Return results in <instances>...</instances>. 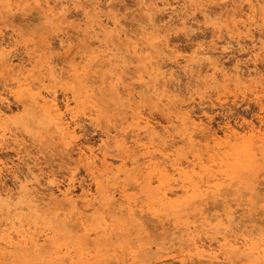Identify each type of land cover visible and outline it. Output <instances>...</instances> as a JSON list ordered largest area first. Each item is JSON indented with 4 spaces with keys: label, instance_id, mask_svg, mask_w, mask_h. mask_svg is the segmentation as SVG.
<instances>
[{
    "label": "bare ground",
    "instance_id": "obj_1",
    "mask_svg": "<svg viewBox=\"0 0 264 264\" xmlns=\"http://www.w3.org/2000/svg\"><path fill=\"white\" fill-rule=\"evenodd\" d=\"M34 1L38 6L40 5L41 14L48 20L54 21L65 15L64 10L66 7L64 8V6L66 4L63 6V10L61 6L62 1ZM111 1L112 0L109 2ZM186 1L187 0H183V5L177 8L174 5L166 6L169 4L166 3L163 4L164 6H162L161 9L166 13H175V15H179L178 10H183V12L180 13L182 16L179 15L181 19H183L187 16L185 15L187 8H184V3H186ZM63 2H65V0H63ZM112 2L110 4H113ZM262 3L264 5V0ZM49 5H51V7H49ZM57 5H59V7H57ZM102 5L104 6V3ZM236 5L232 2L222 3L218 10L210 11L209 7L202 4L199 10L205 19H209L208 21L212 22L210 28L212 29L211 31H213V38L211 37L210 44L208 45H205L206 43H196L188 53H178L177 49L169 47V39L167 38L168 31L167 28H164L165 24H163L164 27H160L156 23V17L159 13L156 14L157 16L154 15V17L156 16L154 19L152 14L149 15L147 13L148 11L146 12L148 15L144 21L147 24V28L150 30L145 31V34L142 36L140 42L143 46H138L139 43H137V41H131L128 35L125 34L124 38L122 37L123 34H121V30L118 28L116 20H110L111 25L108 24V22H103V19H101L102 14L99 13L100 9H98V5L94 3L93 14L95 18H93V21L86 29L80 32L83 38H94L95 48H88L89 45L83 46V48L77 50L76 55L72 56L68 61L67 65L70 67V73L74 77L69 89L72 95V101L80 110L90 104L93 96V98L99 102H109L108 104L110 106L107 108L108 110L103 113V116L107 122L111 119V116H116L117 118H115L119 120L118 125L120 126L121 132H119L118 135L111 136L109 133L112 131L110 130L111 125L108 126L100 122V114H95L94 116L92 114L89 115V119L93 121L94 124H98L99 128L104 127V129L101 130L104 138L101 139L99 146L96 147L97 149H94L92 145H85L76 147L75 151L84 162L86 171L90 175L94 184L93 191L81 186L80 192H74L73 178H69L66 184L67 186L62 188L55 173L52 171H42L39 165L40 162L38 161L40 157L38 155L36 157L30 156L28 154L29 148L24 145L23 152L25 153L24 155H19L24 159L23 163L26 171L24 170V173L22 172L23 174L20 172L21 175L18 174V172L13 173L15 184L18 183V191L15 192L7 188L4 189L2 193L6 199L10 200L16 197L19 199V197L22 196L29 198V204L24 208L27 207L34 212L35 217L38 219H47L46 221L51 226L50 231L52 235L61 233L62 236H66L67 238L65 244L70 245L66 246V250L61 254L62 250L58 247V244H55L53 238L46 232L35 234L34 231L19 230L20 232L17 234L16 239L9 238L5 241V243H7L6 245L14 249L12 253L7 252L9 255L19 249L22 250L21 254L23 256L30 253L40 254L44 252L45 248L52 246L54 249L51 251V258L56 262L70 258L71 264H105V261L108 260L113 261L114 264H133L132 253L135 250L131 249L132 246L129 245L132 242L135 243L137 246L136 248L146 250L159 247L166 248L172 246L176 242H183V244H185V240L190 241L189 243L192 245L190 251L192 252L189 254H193V257H196L197 260L218 259L220 253L223 251L222 243H218L217 247H213L211 246L212 244H206L202 240L196 239L193 235L187 234L185 229L178 226L176 218L183 217L188 210H191L194 206L193 202L197 198L199 192L204 191L207 193L210 190L218 192L221 189L220 186L222 182L228 179H234V177L240 176L241 173L255 171L262 165V160L264 158V128L262 130L261 126H255L250 123L247 127H244L246 128L244 132H239V130L235 129L236 127H232L229 124L226 125L223 136L229 139L233 137L241 138L240 142L238 144H230L226 151L220 152L209 159L212 163L208 162L209 164H206L203 156L199 153L193 154L191 158L188 156H180L178 153V146L171 137L172 134L170 133L168 125H162L159 121L156 122L158 118L154 121L153 115H145L143 111L140 110L142 108L139 109L137 99L147 100L151 103L158 102L160 109L170 114L167 116L165 115V121L168 124L174 121V124L178 126L179 137L182 140H190L193 136H198L199 138L200 136L204 137V134L212 127L210 128L211 125H208L209 128H207L208 126H205L207 122L204 124L201 118L196 120L198 117L195 119L189 112L179 110V105H174L172 103V90L168 82V75L175 76L173 73H176V70L171 69L175 67L168 66V63L170 64L171 61L167 64L163 63L165 59L177 62L180 60L179 58H182L185 61L182 66L183 70L186 74L188 73L186 76L189 75L195 78L202 77L212 84H216L220 80L226 81L229 77L228 71H233L236 78L247 76L249 79H254L255 82L261 86V91H263L264 74L257 69L255 63V61H257V64L261 63L260 61V63L258 62V52L256 48L264 49V33H262V26L253 24L251 14L253 8L251 6L249 10L247 9L248 12H243L242 9L238 8ZM123 7L124 6H122V8ZM119 9H121V7H119ZM128 12H130V10L127 11L129 16ZM161 13L165 15V13L160 10V14ZM0 14L3 17L11 19L14 25L22 24L20 18L9 16L11 14L6 13V10L3 8L0 9ZM108 17L109 15L106 16V18ZM221 18L226 19V24H232V26L226 28L225 34L227 39H223L226 38L223 37V28L217 25V21ZM63 20L61 21L63 22ZM137 20L135 21L137 22ZM158 20L157 17V21ZM181 22L182 24H189V22L184 19L181 20ZM188 31L189 29L185 33L189 34V32H191ZM100 33L103 36L101 41L96 38ZM254 33H256V35ZM11 37L14 36L12 35ZM59 37L60 47L65 44L68 48L71 47L72 43H75L74 41L72 42V40L75 39L79 41L80 39L78 34L74 39L64 33L62 36L60 34ZM245 38L251 41L250 47L241 44ZM217 42H222L223 44L218 46ZM234 43H236V45L239 46V50L243 52L249 51L250 53L251 51V59L250 57L248 59L251 61L253 60V69L251 68L249 70V68L246 67L248 70H242L243 66L241 68V60L238 62L239 65L235 64L233 67L226 69V67L229 65L231 66V64L225 67L224 61L217 55V50L219 48L221 50L226 49ZM78 45L79 43H77V46ZM74 47L75 46L71 47L72 50ZM12 52L13 50L11 49L10 42L6 44L0 42V60L6 62V69L8 73L10 72L8 76H5V82L3 83L5 85L11 83L20 85L28 81L34 71H36V68H38L36 63L37 59L35 58L36 53L26 45L23 48L25 57L17 55L18 53L14 55V52ZM123 53L128 55L129 61L125 59ZM82 61L85 63L80 65ZM262 62H264V60ZM132 63L141 67L142 70L134 73L135 68H130ZM164 64L169 68L171 67L170 70L169 68H165L166 66ZM46 65L50 74L40 75L38 70V81L46 80L48 78L47 76H53L57 68V66L52 64ZM62 65L60 67L64 68L66 64H64V66ZM28 66H30V68H27ZM127 68H130V70ZM127 70L131 72L132 75L136 74L135 76L139 77L140 85L137 89L123 83V80L129 77ZM172 70H174V72ZM91 71L96 73L94 74L97 77L95 79L96 82L90 79L92 75ZM3 73L5 72H2V74ZM175 84L174 86L176 87ZM30 85H24L23 83V86L17 90L15 96L22 103L26 116L35 120L36 123L34 126L39 129L44 127L53 129L60 128L65 135H72L75 129H79L77 128L78 121H80L77 120V118H79V109L73 110V108L70 107L69 102L72 101L66 99V101L62 103V107L68 115V120L64 122L62 121L64 117L61 115L62 107L58 104V96L55 90L44 88L43 91L39 84L37 90L35 89L36 91H34L31 87L32 85ZM103 88L108 89L107 92H103ZM209 92H211V90H209ZM203 96L207 97L205 94ZM207 99L202 100L201 98L200 100L204 103L207 101L213 103L214 101L211 99V95H208ZM122 107L123 109H121ZM116 108H119V110L115 111L114 109ZM124 132H129L130 134H127L128 137H133L132 140L130 139V142H127V136ZM213 133L215 132L212 129V134ZM256 134L258 135L257 139L255 138ZM47 138L48 136H43L41 141L47 140ZM143 138H148L149 142H140ZM109 139H112L114 142L113 149L109 148ZM20 143H22V141L18 142V146ZM35 146L37 149L34 151L37 153L40 152L41 145L39 147L36 143ZM109 149L111 151L116 150V155L118 156L116 160L119 161L118 165H114L111 160L112 157L109 156ZM258 152L263 154L261 160H259L257 156ZM25 156L30 158L26 160ZM139 157L143 158L142 164L138 163V159L140 160ZM41 179H44V182H42ZM211 181L213 182L211 183ZM175 185H179V192L174 188ZM262 186L264 187V185ZM202 187L204 188L202 189ZM252 189L253 188H251V190ZM202 198H200L201 201H203ZM216 200L222 202L221 200L215 199V201ZM237 204L239 205L240 203ZM253 207H255V205H253ZM235 208L236 210L232 208L231 204H224L222 206L223 211L215 215L217 227L219 224L222 226L227 225L230 238L227 239L225 243L228 249H233L234 251L241 250L250 254L258 250H254V246L251 242V239L255 237L253 235H258L261 239H264V218L259 217L257 214H252L249 207ZM205 209L207 208L205 207ZM238 210L242 211L236 214ZM24 214L25 213H23V215ZM213 217V213L210 217L205 216L208 224ZM240 222H243L242 226L244 228L251 226V228L246 231V234L239 230L241 229V225H239ZM248 222L250 224H248ZM166 223L170 225L166 226ZM233 224H235L236 227H234ZM175 228L177 230H173ZM152 235L155 237L153 240L149 239ZM157 240H159V242ZM127 246H129V248Z\"/></svg>",
    "mask_w": 264,
    "mask_h": 264
},
{
    "label": "rangeland",
    "instance_id": "obj_2",
    "mask_svg": "<svg viewBox=\"0 0 264 264\" xmlns=\"http://www.w3.org/2000/svg\"><path fill=\"white\" fill-rule=\"evenodd\" d=\"M61 1H62V5H61L62 8L65 4L67 5L66 8L64 6L65 10L63 8V10L65 11V15L52 21L46 19L41 14V10L39 8L40 5L38 6L34 0H0V9L3 8L4 10H6V13L11 14L9 16H16V18H20L22 21L21 25H23V26H21L20 24L14 25L11 19L3 17L0 14V42H3L5 44L10 42L11 49L14 52L12 53L14 55L15 53H18L17 55L25 57L23 53V48L25 45L28 46L30 49L34 50L36 53L35 58L37 59L36 63L38 65V68H36V71H34L33 75L28 81L23 82L24 85L25 84L30 85L31 83L32 86L31 85L30 86L34 91L37 90V86L39 84H40L39 86H41V89L43 91L44 88L45 89L51 88L52 90H55V93L58 96L57 98L58 104L61 105V107L63 105L62 103H64L66 99L68 101L69 100L72 101V95L70 93L69 87L72 81L74 80V77L70 73L71 69L67 65L68 61L72 56L76 55L77 53L76 51L82 49L83 46L89 45L88 48L91 49L95 48L94 38H83L80 32L86 29L93 21V18H95L93 14L94 3H96L98 5V9H100L99 13L102 14L101 19H103V22H108V24L111 25L110 20L112 19L116 20L118 23V28L121 30V34H123V36L122 35L121 36L124 38L125 34L128 35L131 41H135V42L137 41V43H139L138 46H143V44L140 42L142 36L145 34V31L150 30L149 28H147L146 26L147 24L144 21V19H146L148 14L149 15L152 14L153 18L155 19V17L157 16L156 14L158 13L160 14V10H161V12L165 13V15H163L162 13L161 14L163 16L161 14L160 15L158 14L157 17L159 20L157 21V17H156V23L160 27L165 26L164 28H167L168 31L167 38L169 39L168 40L169 47L171 48L174 47L175 49H177L178 53H188L195 46L196 43H204V44L206 43L205 45H208L210 44L211 37L213 38L212 36L213 31H211L212 29L210 28V25L212 26V22L208 21L209 19L208 20L205 19L199 10L202 4L206 7H209L210 11L218 10L219 6L222 3H228V2L229 3L232 2L235 5L237 4L236 6L238 8H241L243 12L244 11L248 12L249 7L251 6L253 8V11L251 13L253 24L257 26H264L263 23L264 5L262 3L263 0H200V1L187 0L186 3H184V8H187L185 13V15L187 16L183 19L185 21H188L189 24L188 23L182 24L181 22V20L183 19H181L182 15L180 13L183 12V10H178L179 13L177 11V13L181 15L179 16V15H175V13H171L172 14L171 15L170 13L168 12L166 13L164 10L161 9V7L164 6L163 4L166 3H169L166 6L174 5L176 6V8L179 7L180 5L182 6L183 0H171V1L155 0V2L154 0H112L113 2L112 1L111 2L113 4H110L111 3L109 2L110 0H69V1L65 0V2H63V0H58V2ZM103 3L104 6L102 5ZM110 5H112L113 7ZM122 6L124 7L122 8ZM119 7H121V9H119ZM128 10H130V12H128L129 16L127 14ZM66 14L69 16H67ZM107 15H109L108 18H106ZM154 15L156 16L154 17ZM159 16H161L162 18ZM61 20H63V22ZM135 20H137V22ZM225 20H226L225 18H221L220 20H218L219 22L217 21L218 23L217 25L223 28L222 29L224 32L223 37H226L223 39H227V36L225 34L226 28L232 26L231 23L226 24ZM162 21H164L165 23ZM163 24L165 25L163 26ZM185 25L186 27L188 25L187 28L189 29V31H191V32L188 31L189 34L185 33L188 30L185 27ZM63 33L67 36L72 37L73 39L77 36V34L79 35L80 38L79 41L75 39L72 40V42L73 41L75 42L74 44L72 43V45L75 46L73 50L71 48L73 47L72 45L70 47L71 50L65 44L61 45L62 48L60 47L59 35L61 34L62 36ZM254 34L256 35V33ZM12 35L14 37H11ZM96 38L99 41H101L103 39V36L100 33ZM77 43H79L78 46ZM222 44H223L222 42L220 43L217 42L218 46ZM241 44L245 45L246 47L248 46L250 47L251 41L245 38ZM217 51L216 52L218 54L217 53L216 54L219 56V58H221V60L224 61L225 67L231 64V66L229 65L228 67H226V69L233 67L235 64L239 65L238 62L240 60L242 64V65L240 64L241 68L243 66L242 70L245 71L248 70V68L249 70L251 68L253 69L252 66L254 65L253 60L251 61L248 59L249 57L251 59L250 56L252 54L251 51L250 53L249 51H245L247 52L245 53L239 50V46L236 45V43L223 50L219 48ZM256 51L258 52V62L259 61L261 62V63L259 62L260 64H257V61H255L257 65V69H259L261 73L264 74V62H262L264 60V49L256 48ZM123 54L125 55V59L129 61L128 55H126L125 53ZM179 59H178L179 61L177 62H173L170 59H165L163 62L167 64L168 62L171 61L170 64L168 63V66L175 67V68H171V67L170 68L176 70L175 71L176 73H173V75L177 77L168 75V82L170 83V89L172 90L171 101L174 105H179L178 107L179 110L184 112L185 111L189 112L192 115V117H194L195 119L198 117L196 120H199L201 118L204 124L207 122L208 124L206 123L205 126L211 125L210 128L211 127L212 128L209 129L210 132L208 130V132L204 134V137L200 136L199 138L198 136H193L190 140L188 139L182 140L178 134V126L174 124V121H172L169 124L165 121L164 117L165 115L167 116L169 112L160 109L158 102L151 103L148 102L147 100L137 99L138 106L139 109L142 108L140 110H142L145 115L147 114L149 116L153 115L154 121L157 120L158 118L156 122L159 121L160 123H162V125H168V127L170 128L169 129L170 133L172 134L171 137L175 141V144L178 146V153L180 154V156L182 157L188 156L189 158H191L193 154L199 153L201 156H203L206 164H209L212 163L209 161V159L216 156L220 152L226 151L229 148L230 144H238L241 140V138L233 137L234 139L233 138L229 139L223 136V131L226 128V125L229 124L232 127H236L235 129L239 130V132L241 131L244 132L246 129L244 127H247L250 123H252L255 126L257 125L262 127L260 119H262L261 112L262 109H264V90L261 91V86L258 85V83L255 82L254 79H249L247 76L236 78L233 74V71H228L229 77L226 79V81L220 80L216 84H212L210 81H206L202 77L195 78L189 75L186 76L188 73L186 74L182 67L185 61L182 58ZM84 63L85 62L82 61L80 65H83ZM46 64H52L57 66V68L54 71L55 74L53 73V76L51 75L47 76L49 79L47 78L46 80L38 81L37 76H39V74L40 75L50 74L49 70L46 67L47 66ZM64 64H66L65 65L66 67L64 66ZM61 65L64 66V68H61L60 67ZM43 66L46 69H44ZM165 66H166L165 68L167 69L169 68L167 67V65ZM27 68H30V66H28ZM130 68H135L134 73H137L138 71L142 70L141 67H139L138 65L136 66L135 63H132ZM130 68L127 69L130 70ZM38 70H39V74H38ZM172 71L174 72V70ZM2 72L5 73L2 74ZM9 73L6 69V62H2L0 60V96H2L0 97L1 98L0 99V110H1L0 111V243H1L0 264H71L70 258L62 260L63 263L62 261L60 262L54 261V259L51 258V253H52L51 251L54 249L52 246L45 248L44 252L40 254L30 253L26 256H23L21 254L22 251L21 249H19L18 251L14 252L11 255L7 253V252L12 253L14 249L6 245L7 243H5V241L8 240L9 238L16 239L17 234L23 230L34 231L35 234H42L46 232L48 235H50V237L53 238V242L55 244H58V247H60V249L62 250L61 254H63V252L66 250V246H69L70 244H65L67 238L66 236H62L61 233L52 235V232L50 231L51 226L46 221L47 219L44 218L38 219L35 217L34 212L29 210L27 207L24 208L29 204L28 202L29 198H27L26 196L24 197L22 196L19 197V199H17L18 197L12 200L6 199L2 191L7 188H10L12 189V191L15 192L18 191V187H17L18 183L15 184L13 173H17V172L18 174H20V172L21 174L24 173L25 170L24 169L25 165L23 163L24 159L21 156L24 155L25 153L23 152L24 145L27 148H29L28 154L30 156L36 157L38 155L40 157L38 161L40 162L39 165L42 171L45 172L52 171L55 173L56 178L59 180L60 186L62 188L67 186L66 184L69 178H73L74 192L75 191L76 193L80 192L81 186L85 188H89L90 190L93 191L94 184L90 178L89 173L86 171L84 162L77 155L75 148L79 146L82 147L85 145H89V146L92 145L94 149H97L96 147L99 146L101 139L104 138L103 132L101 131L104 129V127L99 128L98 124L96 123L94 124V122L89 119L90 114H92L93 116L95 114H100L99 116V118L101 119L100 122H103L108 126L111 125L110 130L112 131L109 132L111 136L118 135L119 132H121L120 126L118 125L119 120L116 119L117 117L113 115L111 116V119L107 122L105 117L103 116V113H105L106 110H108L107 108L110 106L108 104L109 102L108 103L99 102L95 100L93 96L92 101H90V104L85 106L84 109L82 110H80V108L75 106L73 101L69 102L70 107H72L73 110L79 109L78 117L80 118V119L77 118V120H80L78 121V127H77L79 129H75L72 135L63 134L60 128L53 129L50 127H44L39 129L36 126H34V124L36 123L35 120L28 118L26 116V113L23 110L22 103L15 96L17 90L21 86H23V83L20 85H18L17 83H11L5 85L3 83L5 82L4 79L5 76H8ZM91 74L92 75L90 76V79L95 81L97 77L94 74L96 73L91 71ZM128 75L129 77L125 78L123 80V83L137 89L140 85L139 77L135 76L136 74L132 75L131 72L129 71H128ZM174 84L176 85V87L174 86ZM107 90L108 89H104L103 92H107ZM209 90H211V92H209ZM204 94L207 97L203 96ZM208 95H211V99L214 100L213 103H210L209 101L205 103L201 102L200 99L201 98L202 100L207 99ZM92 108L95 110H93ZM121 109H123V107ZM114 110L117 111L119 110V108H116ZM61 111H62L61 115L64 117L62 118L63 119L62 121L65 122L66 120H68L67 117L68 115L66 114V111L64 110L63 107L61 108ZM79 125L80 127L81 126L82 127L80 128ZM209 126L207 128H209ZM263 128L264 127H262V130ZM212 129L215 132L213 134H212ZM124 133H126L127 142H130L133 137H128V135L130 134L129 132H124ZM173 133L175 136L173 135ZM43 136L46 137L48 136L47 140L41 141ZM255 138L256 139L258 138L257 134L255 135ZM15 140H17L18 142L22 141V143H20L18 146V142ZM143 141L149 142V139L143 138L140 142ZM109 142H110L109 148L113 149L114 148L113 140L111 139ZM36 143L39 145V147L41 145L40 152L38 153L34 151L37 149V147L35 146ZM110 149L108 150L109 156L112 157L111 160L113 161L114 165H118L119 161L116 160V158L118 157L116 155V150L111 151ZM257 156L259 160H261L263 154L258 152ZM29 158L30 157L25 156L26 160ZM139 158L140 160L138 159V163L142 164L143 158L142 157ZM262 166H264V158L262 160V165L255 171L241 173L240 176L234 177V179H228L222 182L220 186L221 189L218 192H213L212 190H210L207 193L204 191L199 192L197 198L193 202L194 206L191 208V210H188L183 217L176 218L178 226L185 229L187 234L193 235L196 239L202 240L206 244H210V245L212 244L211 246L213 247H217L218 243H222L223 251L220 253L218 259L197 260L196 257L195 258L193 257V254H189L192 252L190 251L192 249V245L189 243L190 241H185V240H184L185 244H183V242L182 243L176 242L172 246H168L166 248L159 247L156 249H146L147 251L145 249L136 248L137 246L135 245L134 242H132L129 244L132 246L131 249L135 250L132 253V257H133L132 263L133 264H264V241H263L264 239H261L258 235H253L255 237L251 239V242L254 246L253 247L254 250L257 249L258 250L250 253L251 255L241 250L234 251L233 249H228L227 244L225 243V241L230 238L228 233V227L227 225L222 226L221 224H219L217 227L216 216H215L216 213L219 212L221 213L223 211L222 206L224 204H231L234 210H236L235 207H237V209L242 207H249L251 209L252 214H257L259 217L264 218V187L262 186L264 185V174L261 173ZM42 182H44V179L42 180ZM212 182L213 181H211V183ZM174 188L176 189L177 192H179V185H175ZM203 188L204 187H202V189ZM251 188L253 189L251 190ZM200 198H202L203 201H201ZM215 199L221 200L222 202L217 200L216 202ZM241 202L244 204H242ZM237 203L240 204L238 205ZM253 205H255V207H253ZM205 207L207 209H205ZM20 208H24V209H20ZM241 211L242 210H238L236 214L240 213ZM23 213L25 214L23 215ZM212 213L214 217L210 219V223L208 224V221L205 219V216L210 217ZM242 223L243 222L239 223V225H241L240 226L241 229L239 230L242 231L244 234H246V231L249 230L251 226H248V228H244L242 226ZM248 224L250 223L248 222ZM167 225L170 224L166 223V226ZM233 225L234 227H236L235 224ZM173 230H177V229L175 228ZM149 239L153 240L155 239V237H153L152 235ZM157 241L159 242V240ZM127 247L129 248V246ZM77 264H81V263H77Z\"/></svg>",
    "mask_w": 264,
    "mask_h": 264
},
{
    "label": "snow or ice",
    "instance_id": "obj_3",
    "mask_svg": "<svg viewBox=\"0 0 264 264\" xmlns=\"http://www.w3.org/2000/svg\"><path fill=\"white\" fill-rule=\"evenodd\" d=\"M49 7H51V5H49ZM57 7H59V5H57ZM65 7H67V5H65ZM262 33H264V26H262ZM261 116H262L261 125L262 127H264V109H262ZM261 173L264 174V166H262L261 168ZM105 264H114V262L111 260H108V261H105Z\"/></svg>",
    "mask_w": 264,
    "mask_h": 264
}]
</instances>
